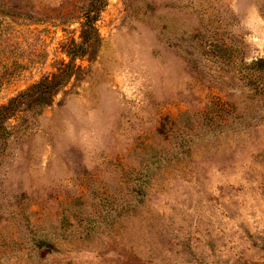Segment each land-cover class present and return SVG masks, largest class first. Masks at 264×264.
I'll use <instances>...</instances> for the list:
<instances>
[{"label":"rangeland","instance_id":"1","mask_svg":"<svg viewBox=\"0 0 264 264\" xmlns=\"http://www.w3.org/2000/svg\"><path fill=\"white\" fill-rule=\"evenodd\" d=\"M59 70L0 120V264H264V0H0V110Z\"/></svg>","mask_w":264,"mask_h":264},{"label":"trees","instance_id":"2","mask_svg":"<svg viewBox=\"0 0 264 264\" xmlns=\"http://www.w3.org/2000/svg\"><path fill=\"white\" fill-rule=\"evenodd\" d=\"M95 10H89L84 16V21L81 23V43L72 48H67L65 53L70 58V61L65 65L69 67L70 63L77 56H83L86 52L95 51L96 38L98 36L97 29L95 27ZM77 48H80L77 49ZM65 70H59L57 73H53L49 76H45L38 84L29 88L26 92L20 93L18 96L12 98L6 106L0 110V120L7 119V116L11 115L17 108V106L30 98H33L34 93L39 91L40 99L35 101L40 104H46L52 100L53 94L60 87H63L67 82V73ZM45 94H48L45 95ZM1 127V125H0Z\"/></svg>","mask_w":264,"mask_h":264}]
</instances>
